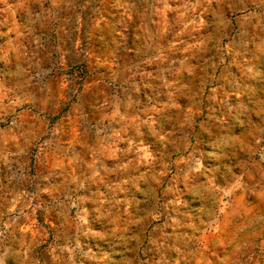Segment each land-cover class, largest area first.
<instances>
[{
  "label": "rangeland",
  "instance_id": "rangeland-1",
  "mask_svg": "<svg viewBox=\"0 0 264 264\" xmlns=\"http://www.w3.org/2000/svg\"><path fill=\"white\" fill-rule=\"evenodd\" d=\"M110 2L0 0V34L7 33V36L0 35V45L16 35L13 28L19 30L29 22L30 38L41 33L48 36L57 29L60 36L75 43L69 72L65 76L70 80L66 98H73L83 81L96 71L89 58L92 51L96 47L102 52L110 51L116 38L122 35L141 52L138 67L128 77L136 86L135 97L143 108L139 121L143 122L139 129L141 134L128 132L134 135V144L139 150L145 156L165 159L163 153L175 151L172 144H161L160 139L153 135L155 130L161 138L166 134L173 140L187 137L204 154L200 160L204 168L219 166L222 173L225 170L223 166L230 162L239 161L244 166L249 160L248 153L240 151L232 157L230 148L216 147V137L206 129L212 123L211 117H215L224 125L222 135L243 141L250 128L249 118L251 124L264 123L255 112H245V108L253 109L264 102V45L261 44L264 29L257 26L255 18L245 19L247 11H252L258 0H243L236 7H229L235 0H121L133 5L142 15L130 14L125 26L115 25V31H112V25L123 9L110 7ZM188 4L199 6L185 11L184 6ZM151 5L160 12L157 13ZM222 18L230 22L227 28L219 23ZM13 71L12 64L0 60L1 82ZM11 79L17 84L16 77L12 75ZM36 80L39 78H34L32 83L35 84ZM49 90L46 94L39 93L37 100L44 103L58 100L55 86L51 84ZM185 113L190 121L185 120ZM128 124L131 123L124 122L121 126ZM4 127L0 121V145L4 143ZM221 152L228 154L227 158L221 157ZM252 158L258 160L259 156ZM126 163V170L117 174L114 181V186L119 185L124 190L117 192L115 198L130 219L140 220L151 212L154 202L142 191L146 185L142 182L138 186L136 184V177L145 173V168H137L135 161ZM233 171L240 176L238 169ZM121 181L128 182L121 184ZM220 186L223 187V181ZM239 195L241 197H236L234 204L238 213L230 229L219 233L213 225L211 233H206L203 227L195 233L200 239V253L195 260L186 256L188 250L195 246L194 243L185 246V240L193 235L192 229L186 225L200 207V202L187 191L180 196L181 202L174 209L172 206L167 211L160 208L158 218L131 224L127 234L139 237L131 241L122 242L114 236L104 235L108 226L96 218L92 211L94 202L88 204L85 210L89 214L83 220L87 222L90 233L101 235H84L80 247L97 255H110L113 264H123L124 259L133 257L132 264H216L217 257L223 261L225 255L230 254L226 237L247 218L264 217V203L255 194L242 192ZM172 198L171 195L165 197L166 200ZM226 209L227 201L222 205V213ZM2 213L3 205L0 204V218ZM259 231V226L253 225L247 233H241L248 243L240 250L243 253L240 260L251 258L247 259V264H264V250L260 247L264 233L254 235ZM209 235L215 246L209 242ZM182 255L186 256L185 260L180 259ZM6 264L17 262L10 256Z\"/></svg>",
  "mask_w": 264,
  "mask_h": 264
},
{
  "label": "clouds",
  "instance_id": "clouds-1",
  "mask_svg": "<svg viewBox=\"0 0 264 264\" xmlns=\"http://www.w3.org/2000/svg\"><path fill=\"white\" fill-rule=\"evenodd\" d=\"M242 3L243 0H235V3L230 4L229 7H236ZM109 6L116 9H123V12L115 20V24L112 25V31H115V25L125 26L130 14L137 17L142 15L137 12L133 5L127 2H121V0H111ZM164 6L167 7V5ZM197 6L199 5L188 4L184 8L185 11H190ZM208 6L210 7L211 5ZM151 7L157 13L160 12V9L156 8L155 5H151ZM252 18L257 20V26L264 29V0H258L253 10L247 11L245 19L251 20ZM219 23L224 28H227L230 22L226 18H222ZM12 31L16 35L9 38L4 45H0V60H4L6 63L14 66V71L11 74L17 79V86L14 89L0 92V121H3L5 126L4 143L0 145V151L5 153L8 150L9 142L15 145L17 151L20 152L23 148L31 144L34 139L30 130L24 127L26 122L18 120L17 116L18 104L24 101H34V94L28 90V86L33 82L34 77L32 73L33 70L38 68V64L33 61L31 45L29 44L28 47L25 46L31 37V22L21 26L19 30L13 28ZM0 35L7 36V33ZM261 44L264 45V39L261 40ZM46 75L47 73L36 72V76L41 81ZM9 92H11V96H9ZM103 107L101 106V108ZM245 112H255L261 118V121L264 122V102H261L253 109L245 108ZM184 116L185 120L190 121L188 114L185 113ZM9 117H11L10 123ZM77 119L78 126L85 130L81 133V136L85 140V146H87L88 136L92 135L96 139L102 140L104 144L111 148L113 155L116 152L115 145L120 142L122 137L127 139L128 132H132L134 135H140L139 129L143 126L142 121L122 125L118 132H113L112 136H108L107 131L110 128L112 120L116 119V117L109 118L101 116L95 123L87 120L83 116H79ZM104 119H109V125L103 124ZM120 119H123V117ZM211 120L212 123L206 131H209L210 135L216 137V147L220 148L224 146L230 148L232 157L236 153L244 151L249 154L248 162L244 166H241L239 161L236 163L230 162L223 166L225 170L222 173L220 172L219 166L216 168H204L200 164V160L204 158V154L200 153L196 146L187 140V137L182 139L177 138V140L181 141L177 143V140L171 139L168 134L161 138L159 137V133L153 130V135H156L160 139L162 145L167 146L168 144H172L175 151L173 153H163L162 156L166 157V159L155 155L145 156L142 151L137 152L136 166L137 168L143 166L145 173L136 177V184L138 186L141 182L144 183L146 188L142 189V191H144L146 197H150L154 202L151 212L140 220L130 219L129 215L123 209V205L116 200V193L124 190L119 185H106V191L103 196L96 192L89 194L86 190L83 194L76 195L74 198L65 194L64 201H58L54 198L45 208L39 201L41 193L47 190L51 194V192L59 188V185L49 187L37 183L35 190L30 194L28 199L23 202L16 200V203L20 206L15 208V210L13 201L8 199L9 195L15 197V193L6 191L4 195L6 202L4 215L8 218V223L0 229V264H6L10 256L16 260L17 264H38V261L33 256V249L38 243L42 242V238L46 235L47 230L43 225L37 224L34 225L38 234L36 238L28 237L24 234H20L19 237L17 235L19 231L18 222L29 223L34 218L37 209H43L45 212L55 211L56 219L60 222L58 229L63 228L65 230L64 241L67 245L68 255L65 257V247L56 243V240L60 239V236L57 235L53 243L46 250L50 253L48 264H70V262L71 264H113L110 255H97L90 250L84 251L80 247L78 242L79 237L92 234L89 232L87 222L77 218L89 214L83 208L84 201L91 200L94 202L95 208L92 211L95 213L96 218L102 219L108 226V230L104 235L114 236L123 242L139 239L135 234H127L130 231L129 226L131 224H142L150 221V219L158 218L161 215L160 208L167 211L172 206L174 209L175 205L181 202L179 198L185 191L193 193V199L199 200L200 202V207L186 225L192 229L193 235L185 240V246L189 243H194L195 245L188 250L186 256L195 260L200 253V239L195 236V233L200 231L202 227L206 233H211L213 225H216L217 222L223 223L221 209L225 201L228 202L227 216L230 218L237 215L234 211L235 198L242 192L255 194L260 199V202L264 203V145H261V141H264V123L260 125L251 124L249 118L250 128L246 135H244L243 141H240L237 138L222 135L223 123L218 122L215 117H211ZM117 122L119 123V120ZM241 123L244 122L242 121ZM101 133H104V135L101 136ZM97 153L94 157L95 160H99L101 156L105 155L103 148L98 149ZM255 155L259 156L258 160L252 158ZM220 156L227 158L228 154L221 152ZM127 166L121 165L122 168H126ZM157 167L159 171L156 170ZM234 168L239 170V177L233 171ZM97 169H99V172H97ZM91 171L97 174L95 176L90 175L85 177V181L103 184L104 175L111 170L105 168L103 164H97ZM23 175L22 169H16L8 177V182L11 183L13 179L19 180L23 178ZM221 181H223V187L220 186ZM127 182L121 181V184ZM80 189L81 183H78L77 191L79 192ZM169 195L173 198L166 200L165 197ZM32 199L37 200L35 205L31 203ZM101 200H103V203H101ZM64 206H67L69 210L76 208V216H69L68 212L62 210ZM57 209L61 210L58 211ZM26 211L27 217L25 216ZM253 225H257L260 228V231L254 233V235L264 233V217L253 216L247 218L245 223L239 228H236L229 237H226V242L230 246V254L225 255L223 261L217 257L216 264H247V259L251 258H247L245 261L240 260V256L243 255L240 250L245 248L248 243L241 236V233H247V229ZM69 227L75 228V232L71 235L67 234ZM92 235L101 234L95 233ZM25 239L29 240L30 243L21 244L20 241ZM209 242L215 246V241L211 235H209ZM260 247L264 250V240H261ZM26 250L27 255L25 254ZM128 250L131 251V249ZM186 256L182 255L180 259L185 260ZM74 257L77 259H74ZM134 259L135 257L131 260L124 259L123 264H132Z\"/></svg>",
  "mask_w": 264,
  "mask_h": 264
},
{
  "label": "crops",
  "instance_id": "crops-1",
  "mask_svg": "<svg viewBox=\"0 0 264 264\" xmlns=\"http://www.w3.org/2000/svg\"><path fill=\"white\" fill-rule=\"evenodd\" d=\"M29 44L33 61L38 64V68L33 70V77L39 78L36 76L37 71L47 73V75L42 81L40 78L36 80V86L34 83L28 86V90L34 94V101H24L17 105L18 120L26 122L24 127L30 130L34 137L33 142L20 152L17 151L15 145L9 143L7 152L0 153V204L3 205L0 229L8 223V218L4 215L6 191L15 193V197L8 196V199L13 201L14 210L20 206L16 200L23 202L28 199L37 183L49 187L59 185V188L51 194L47 190L41 193L39 201L45 208L54 198L64 201L65 194L74 198L86 190L89 194L96 192L103 196L106 185L114 186V181L118 178L117 174H122L126 170L127 167L122 168L121 165H128L126 162L133 163L134 161L137 163V152H140L134 144V135L129 133H127V139L122 137L115 145V155L102 140L92 135L88 136L87 146H85V140L81 136L85 130L78 126L77 119L83 116L95 123L101 116L116 117L107 131L108 136H112L113 132H118L124 122L137 123L140 121L143 114L142 104L135 97L134 82L128 77L138 67L139 62L137 64V61L141 52L131 41L119 35L110 51L102 52L99 47H96L89 55L90 62L93 61L96 71L83 81L81 88L73 98H66L70 80L65 76L69 72L71 54L75 52V43L60 36L56 29L51 35L41 33L40 36L30 38L25 46L28 47ZM11 73L7 74L4 81H0V90L14 89L17 86L11 79ZM51 84L56 88L58 100H53L51 103L39 102L38 94H46L50 91ZM101 106L104 107L101 108ZM121 117L123 119H120ZM103 124L109 125V119H104ZM103 135L104 133H101V136ZM101 148L105 155L95 160L97 150ZM97 164H103L105 168L111 170L104 175L103 184L92 183L84 179L97 174L91 171ZM16 169L23 170V178L13 179L9 183L8 177ZM78 183H81L79 192L77 191ZM31 203L35 205L37 200L32 199ZM91 203H93L91 200L84 201L83 208L85 209V206ZM62 210L68 212L69 216H76V208L69 210L67 206H64ZM234 211L238 213L237 210L234 209ZM227 213L228 209L224 210L223 223L217 222L215 225L219 233L230 229L231 223L237 216L230 218ZM25 216L27 217V211ZM77 218L83 220V217ZM18 223V237L24 234L36 238L38 234L34 225L37 224L43 225L47 230L42 242L33 249V256L38 264H48L50 253L46 250L57 235L60 239L56 240V243L65 247L64 255L67 257V245L64 241L65 230L58 229L60 222L56 219L55 211L45 212L43 209H37L34 218L29 223ZM74 232L75 228L69 227L67 234L71 235ZM83 236L79 237V244ZM20 243L29 244L30 241L25 239ZM25 254L27 255V250ZM74 259L77 258L74 257Z\"/></svg>",
  "mask_w": 264,
  "mask_h": 264
},
{
  "label": "built area",
  "instance_id": "built-area-1",
  "mask_svg": "<svg viewBox=\"0 0 264 264\" xmlns=\"http://www.w3.org/2000/svg\"><path fill=\"white\" fill-rule=\"evenodd\" d=\"M11 122V120L9 121V123Z\"/></svg>",
  "mask_w": 264,
  "mask_h": 264
}]
</instances>
